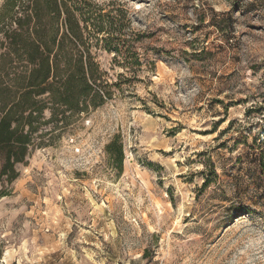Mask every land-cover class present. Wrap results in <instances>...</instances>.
I'll return each mask as SVG.
<instances>
[{"label": "rangeland", "instance_id": "obj_1", "mask_svg": "<svg viewBox=\"0 0 264 264\" xmlns=\"http://www.w3.org/2000/svg\"><path fill=\"white\" fill-rule=\"evenodd\" d=\"M75 1L117 85L0 177V264H264V0Z\"/></svg>", "mask_w": 264, "mask_h": 264}, {"label": "trees", "instance_id": "obj_2", "mask_svg": "<svg viewBox=\"0 0 264 264\" xmlns=\"http://www.w3.org/2000/svg\"><path fill=\"white\" fill-rule=\"evenodd\" d=\"M83 8L75 0H4L0 7V177L7 182L31 150L104 104L117 85L90 48L94 38L109 49L118 28L109 15Z\"/></svg>", "mask_w": 264, "mask_h": 264}]
</instances>
